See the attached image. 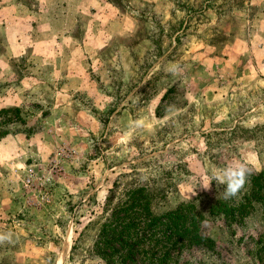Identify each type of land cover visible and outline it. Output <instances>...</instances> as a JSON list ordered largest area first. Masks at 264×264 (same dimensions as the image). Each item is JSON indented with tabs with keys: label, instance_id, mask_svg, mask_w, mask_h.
<instances>
[{
	"label": "rangeland",
	"instance_id": "374dc122",
	"mask_svg": "<svg viewBox=\"0 0 264 264\" xmlns=\"http://www.w3.org/2000/svg\"><path fill=\"white\" fill-rule=\"evenodd\" d=\"M234 160L264 170V0H0V264H110L100 233L140 188L209 242L129 264H264V204L210 213Z\"/></svg>",
	"mask_w": 264,
	"mask_h": 264
},
{
	"label": "trees",
	"instance_id": "16d2710c",
	"mask_svg": "<svg viewBox=\"0 0 264 264\" xmlns=\"http://www.w3.org/2000/svg\"><path fill=\"white\" fill-rule=\"evenodd\" d=\"M245 186L250 189L239 200L231 202L219 198L212 204L210 213L223 216L226 223H240L253 209L254 202L264 204V170L253 174L249 185L246 180ZM139 190L132 191L133 200L118 208L114 219L104 224L100 233L104 247L112 250L108 256L110 264L115 258L123 264L134 262L135 249L143 243H154L156 252L162 254L161 260L166 262L173 251L185 244L196 246L209 242L200 228L203 216L193 204H181L177 209L154 215L147 201L135 196ZM144 210L149 214L144 215Z\"/></svg>",
	"mask_w": 264,
	"mask_h": 264
},
{
	"label": "clouds",
	"instance_id": "9594fccd",
	"mask_svg": "<svg viewBox=\"0 0 264 264\" xmlns=\"http://www.w3.org/2000/svg\"><path fill=\"white\" fill-rule=\"evenodd\" d=\"M169 71L176 74L178 66L172 65ZM248 174L247 165L240 160H234L226 164L225 167L213 172L210 179H206L202 184L208 189L210 182L215 180L218 186H223V196L225 200L232 199L243 188ZM5 241L11 242V234H0V243Z\"/></svg>",
	"mask_w": 264,
	"mask_h": 264
},
{
	"label": "built area",
	"instance_id": "2783aa9c",
	"mask_svg": "<svg viewBox=\"0 0 264 264\" xmlns=\"http://www.w3.org/2000/svg\"><path fill=\"white\" fill-rule=\"evenodd\" d=\"M31 180H32V177H31V175L29 174V176H28V182H31Z\"/></svg>",
	"mask_w": 264,
	"mask_h": 264
}]
</instances>
